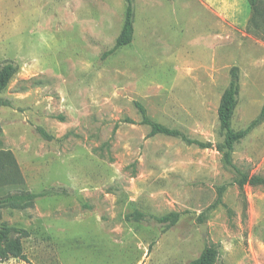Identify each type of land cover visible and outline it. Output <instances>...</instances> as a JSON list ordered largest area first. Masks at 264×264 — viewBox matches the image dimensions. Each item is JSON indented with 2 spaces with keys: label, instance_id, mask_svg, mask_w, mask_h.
Masks as SVG:
<instances>
[{
  "label": "rangeland",
  "instance_id": "374dc122",
  "mask_svg": "<svg viewBox=\"0 0 264 264\" xmlns=\"http://www.w3.org/2000/svg\"><path fill=\"white\" fill-rule=\"evenodd\" d=\"M259 8L133 0V40L106 56L124 0H0V66L15 67L1 94L0 197L50 192L24 210L0 208V225L29 232L28 261L0 264H188L207 245L216 264H264V185L240 189L234 170L264 177V115L228 167L215 148L149 136L135 106L217 145L236 67L231 128L244 129L264 108V0ZM134 212L145 218L128 219ZM170 213L172 227L152 220Z\"/></svg>",
  "mask_w": 264,
  "mask_h": 264
},
{
  "label": "trees",
  "instance_id": "16d2710c",
  "mask_svg": "<svg viewBox=\"0 0 264 264\" xmlns=\"http://www.w3.org/2000/svg\"><path fill=\"white\" fill-rule=\"evenodd\" d=\"M125 1V16L122 25L121 32L117 37L113 47L108 50L105 55L109 56L113 54L117 49L121 47L128 46L134 35V12H133V0ZM247 7L258 16L261 13L259 8L260 0H246ZM15 73V67L11 63H6L0 66V107L9 106L7 99L2 98L1 94L6 88L7 84L11 80ZM238 69L233 67L230 72V81L228 86L223 91L219 106H218V122L220 129L223 131L224 136L221 143L213 145L210 142H201L198 140L188 138L183 132L178 129L168 128L159 123L152 121L145 110V108L139 104L135 103V106L141 116L140 124L149 127V136L163 135L167 137L179 138L188 144L196 145L203 149L215 148L222 156V161L225 166L232 167V153L234 147L237 143L247 137L250 132L260 124L264 115V108L260 115L249 123L244 129L240 131H234L231 128V119L234 109L237 104L238 97ZM44 136V133H41ZM7 155V154H5ZM8 156V155H7ZM10 165L15 168L13 174L7 175L9 178L8 183L12 186L20 184V174L17 170V166L9 156ZM237 174L236 183L240 189L245 185H264V177L259 175L249 176L239 169L234 167ZM13 175H15L13 177ZM17 177V178H16ZM64 192V191H63ZM50 192H40V193H30V192H15L6 194L0 197V208H10V209H20L24 210L32 206V204L38 199L44 197ZM133 221H141L145 217L140 212H134L130 216ZM152 220L160 225H165L166 227H172L176 224L178 220L177 214L170 213L161 217H152ZM29 237V232L23 228L0 225V263H3L9 259H19L27 262V257L23 251L22 241ZM217 250L213 245H207L200 255L188 264H216Z\"/></svg>",
  "mask_w": 264,
  "mask_h": 264
},
{
  "label": "water",
  "instance_id": "95a60500",
  "mask_svg": "<svg viewBox=\"0 0 264 264\" xmlns=\"http://www.w3.org/2000/svg\"><path fill=\"white\" fill-rule=\"evenodd\" d=\"M200 233L202 236H205L206 235V232H205V227L204 226H200Z\"/></svg>",
  "mask_w": 264,
  "mask_h": 264
},
{
  "label": "crops",
  "instance_id": "0c3cea01",
  "mask_svg": "<svg viewBox=\"0 0 264 264\" xmlns=\"http://www.w3.org/2000/svg\"><path fill=\"white\" fill-rule=\"evenodd\" d=\"M243 1H245V0H243ZM233 16H234V17H237L236 20H239L240 13H239V14H234V13H233ZM237 23H241V22H237Z\"/></svg>",
  "mask_w": 264,
  "mask_h": 264
}]
</instances>
